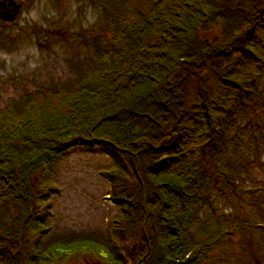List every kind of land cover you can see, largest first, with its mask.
Segmentation results:
<instances>
[{
    "label": "trees",
    "instance_id": "trees-1",
    "mask_svg": "<svg viewBox=\"0 0 264 264\" xmlns=\"http://www.w3.org/2000/svg\"><path fill=\"white\" fill-rule=\"evenodd\" d=\"M204 2L125 8L105 17L112 36L95 21L96 41L72 34L80 70L0 108V264L72 252L107 264H264V180L251 174L264 148V0ZM244 56L256 69L239 68ZM73 144L113 158L104 176L136 242L131 259L93 234L41 240L53 171Z\"/></svg>",
    "mask_w": 264,
    "mask_h": 264
},
{
    "label": "rangeland",
    "instance_id": "rangeland-1",
    "mask_svg": "<svg viewBox=\"0 0 264 264\" xmlns=\"http://www.w3.org/2000/svg\"><path fill=\"white\" fill-rule=\"evenodd\" d=\"M0 1L10 4V12L15 10L13 2L19 6L14 19L0 17V108H3L11 97L34 90L38 85L66 79L87 63L83 49L72 39V34H82L88 43L96 41V36L90 37L86 30L95 21L103 20L101 32L112 36L115 23H108L105 17L117 19L125 8H145L150 0ZM216 31L217 27L207 34L211 36ZM239 64L242 70L256 69V64L247 56ZM258 154L260 158L251 174L264 180V148ZM112 165L113 158L100 146L73 144L69 147L53 171L48 229L41 240L93 234L111 240L130 258L131 247L134 245L135 249L136 242L119 228L116 219L119 206L109 197L110 182L104 176V171ZM225 195L220 205L234 213L231 201L225 206ZM44 206L42 203L43 209ZM234 209L237 210V204ZM254 218L257 219V214ZM52 264H107V261L95 252H72L55 257Z\"/></svg>",
    "mask_w": 264,
    "mask_h": 264
},
{
    "label": "water",
    "instance_id": "water-1",
    "mask_svg": "<svg viewBox=\"0 0 264 264\" xmlns=\"http://www.w3.org/2000/svg\"><path fill=\"white\" fill-rule=\"evenodd\" d=\"M10 1L12 2L13 0H10ZM2 4H3V2L0 1V7ZM18 8H19V6L15 5V10L13 12L2 10L1 11L2 18L6 19V20L14 19L16 16V13L18 12ZM132 247L134 248V245Z\"/></svg>",
    "mask_w": 264,
    "mask_h": 264
},
{
    "label": "flooded vegetation",
    "instance_id": "flooded-vegetation-1",
    "mask_svg": "<svg viewBox=\"0 0 264 264\" xmlns=\"http://www.w3.org/2000/svg\"><path fill=\"white\" fill-rule=\"evenodd\" d=\"M1 9H8V10H9V9H10V4L7 5V4L5 3V4L0 8V10H1Z\"/></svg>",
    "mask_w": 264,
    "mask_h": 264
}]
</instances>
